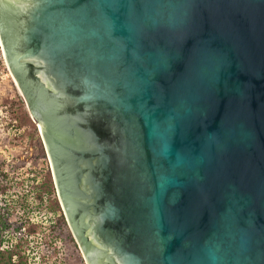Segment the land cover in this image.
Segmentation results:
<instances>
[{"label": "water", "instance_id": "1", "mask_svg": "<svg viewBox=\"0 0 264 264\" xmlns=\"http://www.w3.org/2000/svg\"><path fill=\"white\" fill-rule=\"evenodd\" d=\"M0 42L88 264H264V0H0Z\"/></svg>", "mask_w": 264, "mask_h": 264}, {"label": "rangeland", "instance_id": "2", "mask_svg": "<svg viewBox=\"0 0 264 264\" xmlns=\"http://www.w3.org/2000/svg\"><path fill=\"white\" fill-rule=\"evenodd\" d=\"M10 72L0 66V252L11 264H78L58 220L55 191L39 129L29 117ZM21 228L16 231L17 228ZM10 251V252H9Z\"/></svg>", "mask_w": 264, "mask_h": 264}, {"label": "flooded vegetation", "instance_id": "3", "mask_svg": "<svg viewBox=\"0 0 264 264\" xmlns=\"http://www.w3.org/2000/svg\"><path fill=\"white\" fill-rule=\"evenodd\" d=\"M10 77H11V80L13 81V83L15 84V82H14V80H13L11 75H10ZM15 87H16V84H15ZM21 98H22V100L24 102V105H25V108L27 110V106H26V103H25L22 95H21ZM27 112H28V110H27ZM29 117L31 118L30 115H29ZM31 120L37 126V129H39V126H38L37 122L35 120H33L32 118H31ZM55 126L58 127V123L57 122H56ZM70 129L71 128H65V127L64 128H60L59 132H58V134L56 136H60V134H64V135L68 136V138H70L69 135H67L68 132L70 131ZM39 136H40V140H41V143H42L43 150L45 152L46 160H47V162L49 164V178H50L51 185L53 186L54 191H55L54 199H56V203H57V206H58L59 221H60V224L63 225V227H66V229H65V231H66V243L73 250L71 252V256L73 257V260L77 261L78 264H88L87 261H86L85 255H84V253H83V251L81 249V244L84 241L83 237L81 235H78V237H79V239H78L76 237V235L74 234L73 230L70 227V223H69V220H68L66 209L64 207V204L62 205L60 197H59L58 192H57V187H56L53 171H52V168H51L50 160H49V157L47 155V151H46V148H45L44 140L42 139V136L40 135V132H39ZM73 141H75V140H73ZM65 167H67L66 163L65 162H61L60 165L58 166V169H64ZM77 188H80L83 191H87L86 186H84L83 184H81L80 186H76L74 181L73 182L70 181L68 186H67L68 192L72 193V194H74V192H76ZM77 199L79 200V197H76V200Z\"/></svg>", "mask_w": 264, "mask_h": 264}, {"label": "trees", "instance_id": "4", "mask_svg": "<svg viewBox=\"0 0 264 264\" xmlns=\"http://www.w3.org/2000/svg\"><path fill=\"white\" fill-rule=\"evenodd\" d=\"M6 189H7V186H3V185H1L0 186V193L2 194V193H4L5 191H6ZM0 219L2 220V221H4V219L2 218V217H0ZM59 220V219H58ZM2 221H0V230L2 231V230H7L6 229V221L5 222H2ZM21 228H17V230L16 231H19ZM0 243H1V241H0ZM0 251H1V248H0ZM10 252V251H9ZM12 255H13V253H9L8 254V256H7V258H5L6 259V262H4V261H2V263L3 264H11V258H12ZM3 257H4V252H0V258H2L1 260H3Z\"/></svg>", "mask_w": 264, "mask_h": 264}, {"label": "built area", "instance_id": "5", "mask_svg": "<svg viewBox=\"0 0 264 264\" xmlns=\"http://www.w3.org/2000/svg\"><path fill=\"white\" fill-rule=\"evenodd\" d=\"M1 65L5 66V68L7 69L5 58H4V54H3V50H2V46H1V42H0V66Z\"/></svg>", "mask_w": 264, "mask_h": 264}]
</instances>
